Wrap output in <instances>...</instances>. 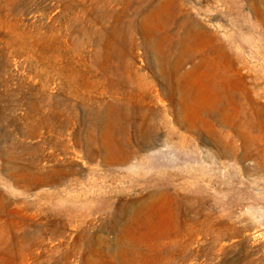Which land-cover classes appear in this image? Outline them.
I'll use <instances>...</instances> for the list:
<instances>
[{"label": "rangeland", "instance_id": "obj_1", "mask_svg": "<svg viewBox=\"0 0 264 264\" xmlns=\"http://www.w3.org/2000/svg\"><path fill=\"white\" fill-rule=\"evenodd\" d=\"M0 264H264V0H0Z\"/></svg>", "mask_w": 264, "mask_h": 264}]
</instances>
